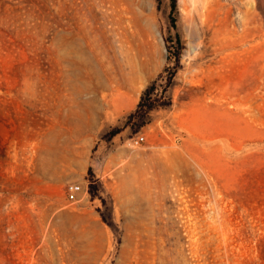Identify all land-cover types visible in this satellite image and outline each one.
<instances>
[{"label": "rangeland", "instance_id": "1", "mask_svg": "<svg viewBox=\"0 0 264 264\" xmlns=\"http://www.w3.org/2000/svg\"><path fill=\"white\" fill-rule=\"evenodd\" d=\"M0 264H264V0H0Z\"/></svg>", "mask_w": 264, "mask_h": 264}, {"label": "built area", "instance_id": "2", "mask_svg": "<svg viewBox=\"0 0 264 264\" xmlns=\"http://www.w3.org/2000/svg\"><path fill=\"white\" fill-rule=\"evenodd\" d=\"M145 140V136L143 134L137 136L136 138H134L132 141H133V144L134 145H139L141 143H143ZM82 186L80 184H72L70 185L69 189H68V198L70 200H75L77 199L78 197V194L80 192H82Z\"/></svg>", "mask_w": 264, "mask_h": 264}, {"label": "trees", "instance_id": "3", "mask_svg": "<svg viewBox=\"0 0 264 264\" xmlns=\"http://www.w3.org/2000/svg\"><path fill=\"white\" fill-rule=\"evenodd\" d=\"M176 8V2L174 1L173 2V9H175Z\"/></svg>", "mask_w": 264, "mask_h": 264}, {"label": "bare ground", "instance_id": "4", "mask_svg": "<svg viewBox=\"0 0 264 264\" xmlns=\"http://www.w3.org/2000/svg\"><path fill=\"white\" fill-rule=\"evenodd\" d=\"M199 15H201V13H199ZM201 17V16H200Z\"/></svg>", "mask_w": 264, "mask_h": 264}]
</instances>
